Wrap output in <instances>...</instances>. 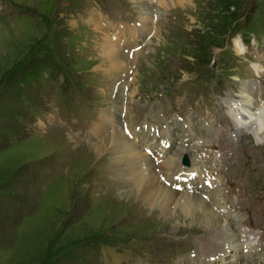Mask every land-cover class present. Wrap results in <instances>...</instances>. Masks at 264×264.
Wrapping results in <instances>:
<instances>
[{"label":"rangeland","instance_id":"374dc122","mask_svg":"<svg viewBox=\"0 0 264 264\" xmlns=\"http://www.w3.org/2000/svg\"><path fill=\"white\" fill-rule=\"evenodd\" d=\"M156 2L145 5L144 11L154 16L147 22L137 16L132 0H0V264H192L191 257L201 264L205 258L212 264H247L250 248H242L238 235L242 226L251 233L264 231V133L257 141L249 128L240 126L235 138L222 135L229 159L226 167H216L220 204H207L217 216L214 224L182 219L184 224L177 225L175 217L166 221L167 213L182 209L204 213L199 197L191 207L160 195L155 207L146 205L145 197L124 200L140 188L117 165L126 155L110 144L96 156L84 157L114 131L124 133L125 106L132 105L134 127L143 130L137 146L148 135L155 138L149 134L155 122L161 135L146 147L161 138L163 146L169 140L192 142L197 134L202 141L197 137L192 142L189 158L202 174L212 161L203 156L207 147L197 148L213 146L216 139L211 144L209 132L201 134L194 124L193 134L179 123L182 130L169 132L168 121L175 117L170 111L179 105L192 110L197 100L208 103L214 95L218 107L243 97L255 108L264 104L259 86L264 78L254 68V62L264 59V0H194L195 7L187 9L158 8ZM112 26L144 32L145 44L135 57L140 42L117 34ZM111 37L128 43L122 45L126 58L120 66L104 53L113 46L107 42ZM116 115V128L104 121L113 122ZM85 125L92 131L79 140L76 135ZM5 134L20 140L8 145ZM157 168L152 193L162 177L166 180L159 174L164 166ZM193 181L194 192H203L201 181ZM182 189H176L177 196ZM20 206L31 214L22 218ZM225 206H230L229 215L219 217ZM223 220L232 228L214 231ZM86 244H97L99 250ZM239 244L235 254L232 247ZM258 252L249 253V264H264V250Z\"/></svg>","mask_w":264,"mask_h":264},{"label":"bare ground","instance_id":"6f19581e","mask_svg":"<svg viewBox=\"0 0 264 264\" xmlns=\"http://www.w3.org/2000/svg\"><path fill=\"white\" fill-rule=\"evenodd\" d=\"M155 1H158V2H156V3H158L157 4L158 8H160L159 6H161V5L163 7H169V6L170 7L171 6L172 7L173 6H177L178 7V6H180L181 9H185V8L187 9L188 7H192V6L195 7L194 0H155ZM132 2L134 4V6H135L136 14H138L137 16L139 18L141 17L143 21L144 20L147 21L148 19H153L154 18V16L152 14H150L149 12L144 11V10H146L145 9V5L149 2V0H132ZM142 3H144V5ZM157 15H159V14H157ZM143 16H147V17L144 18ZM125 26H123V27L120 26V28L112 26V28H114L115 31H117V34H121V35L128 34V35H131L132 37L134 36L133 39H135V41L140 42V44H145L144 32H142L141 29H139L137 27H133V29H131V28L130 29H126ZM137 36H139V38ZM111 38H114V37H111ZM138 39H140V41ZM117 40L118 39H116V38H114L113 41H109V39H108L107 42L109 44H112L113 46L108 45L109 47H108L107 51H105L104 53L106 54V58L111 63L113 62L115 65L120 66L121 62L126 58L125 54H123L124 53V51H123L124 48H123L122 45H125L127 43V41H124V44H122V43L119 44ZM137 42H136V44H137ZM137 45H136V48H137ZM134 51H137V49H135ZM138 52H140V50L137 51V52H134L132 55L135 57V55ZM111 63H110V65H111ZM117 70H118V68H117ZM135 82H136L135 79H133L132 83H130V84L128 83L127 86H126V87H128L127 90L132 88L133 83H135ZM243 100H244V102H243ZM248 101H247V97H243L241 102L236 103L238 108L244 110V119H243V123H242L241 127L245 128V129L249 128V130L251 131V134L256 138V140L260 141L262 139V135H263L264 132L260 131L259 121L264 119V111H263V113H256L258 115V118L256 119V115L253 112H251L250 108L248 107V105H249V103L251 101L250 100H248ZM125 108H126L127 115H125V118H123L122 120L120 119L121 120V124L120 125L124 126V123L126 122L125 124H127V129L131 132V134L133 135V138L130 139L129 137H127L125 130H124V133L119 134L117 136V132H115L114 128H112V132L114 131L113 135L111 137H109L107 139V141L105 140L104 142H102L101 145L94 146V149H92V151L88 150L89 151L88 155L87 156L85 155L84 157L87 158L89 156H94V155L96 156L102 150L104 151V148H106V146L108 144H110V147L112 149H116L117 148L119 151L122 152L123 156H124V154L126 155L127 158L123 157L122 161H118L117 162V165L121 166V168L124 167L125 173H127L129 176H131L132 179H133V182H135V184L140 188L139 192L135 193V190H133V191H129L128 193H126V194H129V195L124 196V200H126L127 202L130 203L133 200L135 201L137 199H140V197H145L146 198L145 199L146 200L145 204L148 205V206H151V207H155L156 204L154 205L153 201H154V199H157L156 195H160V196H163L167 201H169V202L171 201L172 204L175 203L178 206H182V203L184 202L183 204L184 205L186 204L185 205L186 207H188V206L191 207V203L193 201H196L197 197H199L200 198L199 206H202L204 208V210H203V211H205L204 213L195 214L194 212L191 213L189 211H185V210L182 209V212H180V213H176V212L174 214L173 213H171V214H169V213L166 214L165 213L166 214V218H165L166 221L168 220L169 222L172 223L174 221V217H175L176 218L175 220H177L179 222V223H177V225L184 224V221L182 219H186L187 221L189 220L192 223H194V221H195L196 224H199L200 220H202V222L205 221V222H211L210 224H214L212 222L215 221V217H217V216L214 217L211 214L212 210L207 206V204L210 205V203L212 202L213 206H215L217 208V206H219V204H220V202H219V194L220 193H219L218 189L214 188V186H213V188H210L209 185H206L205 184V180L202 178V174L199 172V170H196L193 167V162L191 161V159L189 157H190L191 151L193 150V146H191V144L196 139H194L192 142H189V141H186V142H183V143L180 142L179 145H176L177 143L175 141H173L170 144V146H173L174 150H172L173 152L169 155L170 159H167L169 161L163 162V160H162L161 163H159V162L156 163L155 160H154V157L151 158L144 150V146H145V149H149V147L146 148V144H148V141L150 140L151 143H154L155 139L152 138V137H149V135H148V136H146V137H148V141L145 144H143L145 142L144 138H143L142 144L140 146H137V141L140 142L139 138H140V135L142 134L143 130L140 129V130L137 131V129L134 127V121H133L132 117L130 116L132 114V110H133L132 109V105H127V106H125ZM119 117L121 118V115ZM104 121L106 123L107 122L108 123L111 122L110 124H114L115 128H116L117 124H118V116L116 115L114 117L113 122L108 120L107 118H104ZM118 129H120V128H118ZM194 131H196V130H194ZM149 133H150V131H149ZM189 134H193V133H189ZM194 135L197 136V134H194ZM155 136H156V134L154 133L153 137H155ZM196 136H194L193 138H195ZM160 140H162V142L164 141L162 138ZM169 141H171V140H169ZM108 147H109V145H108ZM151 147L154 149V153H155L156 156H160L161 154L162 155L166 154V156H167L168 152H170V150H171V147L169 149H168L167 146H162L161 147L159 143H157V144H155V145H153ZM117 153H119V152H117ZM118 157H121V156H118ZM160 166L161 167L164 166V170L163 171H159L158 170L159 174L162 173L161 175H163L166 178V180H164V182L167 183L175 191H172L168 187L165 186V184L163 182V177H162L161 178L162 180L160 182L159 190L156 191L155 193L150 192V190L152 189L151 188L152 185H155V183H156V182L153 181V179L155 180V178L153 177L154 176V171H155V169L157 167L160 168ZM181 167H183L184 170H181ZM158 171H156V172H158ZM189 171H193V172H189ZM195 172L199 173V177L201 178L200 179L197 175H196V178H195V180L201 181V185L198 187V189H200L203 192H201V193L197 192L199 196H196L197 193L194 192L195 190H197V188L194 185V181H193L194 179H188L187 183L185 182V179H184V177L188 176V174L195 173ZM178 176H181L184 179V182H177L176 178ZM127 182L129 183V181H127ZM178 184H180V186L184 188L181 191L183 193H180L179 196H177L178 192H176L177 191L176 189L178 187L174 186V185H178ZM189 185L192 188L191 191L189 190ZM130 188H131V186H130ZM206 192H208L207 195H205ZM147 201H149L151 203H148ZM195 204H197V201H196ZM157 205H159V204H157ZM216 212H217V215H218V211H216ZM172 215H174V216H172ZM214 215H216V214H214ZM228 215H229V213L228 214H221V215H219V217L224 216V218H225ZM217 225H218V223H216L214 225V227H213L214 231H216V230L219 231V229L224 230V228H227L228 226H230L232 228V224L230 223V221H228V223H227L226 220L225 221L223 220L222 224H219L218 226ZM219 234H221V232H219ZM221 235L226 237L225 233H222ZM238 237H239V235H238ZM228 242H230V241H228ZM228 242H227V244H228ZM228 246H229V244H228ZM230 248H231V246H230ZM240 248L241 247H240V244H239V245H236V247L233 246L232 250H235L234 251L235 254L236 253L238 254V252L240 251ZM216 249H218V248H216ZM223 249L225 251L228 248L224 247ZM209 250H210V248H209ZM197 251H199V250H197ZM252 252L253 251L249 250V252H248V260L245 258L247 264H249L250 254ZM203 255H206V253L203 254ZM207 255H208V253H207ZM240 256H241V254H239V256H237V257H239V259H240V258H242V256L241 257ZM217 258H219V257H217ZM191 262H192V264H198V263L201 264V262L197 261V259H195V258L192 260V257H191L190 263ZM223 262L224 261H220V262H216L215 264H219V263H223ZM203 264H212V262H211V260H209V258H205Z\"/></svg>","mask_w":264,"mask_h":264},{"label":"trees","instance_id":"16d2710c","mask_svg":"<svg viewBox=\"0 0 264 264\" xmlns=\"http://www.w3.org/2000/svg\"><path fill=\"white\" fill-rule=\"evenodd\" d=\"M0 130H2V128H0ZM3 139L6 140L8 145H10V143L19 142V140H20V138L19 139H15L10 134H5ZM0 147H4V146H0ZM0 149H4V148H0ZM19 208H20L19 212L21 213L22 218L28 217L31 214L30 213L31 211H29V209H28L29 212L27 211V207L24 206L23 208H21V206H20ZM86 245L90 246V249L92 251H98L99 250V246L97 244H86ZM45 264H48V263H45Z\"/></svg>","mask_w":264,"mask_h":264},{"label":"snow or ice","instance_id":"6c2138e0","mask_svg":"<svg viewBox=\"0 0 264 264\" xmlns=\"http://www.w3.org/2000/svg\"><path fill=\"white\" fill-rule=\"evenodd\" d=\"M125 131H126V133L131 137V132L127 129V126H125ZM195 178H196V174H195V173H190V174H188V176H185V177H184L186 183H187V180H188V179H195ZM176 179H177V180H180L181 177L178 176ZM205 183H208L209 186H211L210 183H209L208 181H205ZM174 186L178 187V185H174ZM189 190H190V191L192 190V188H191L190 185H189Z\"/></svg>","mask_w":264,"mask_h":264},{"label":"clouds","instance_id":"9594fccd","mask_svg":"<svg viewBox=\"0 0 264 264\" xmlns=\"http://www.w3.org/2000/svg\"><path fill=\"white\" fill-rule=\"evenodd\" d=\"M236 42L239 43V39L238 38H237ZM259 124H260V131L264 132V119L260 120Z\"/></svg>","mask_w":264,"mask_h":264}]
</instances>
